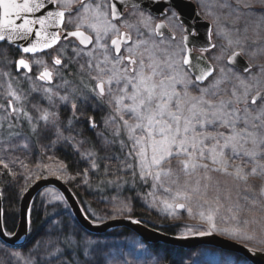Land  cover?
I'll return each mask as SVG.
<instances>
[{
	"label": "rangeland",
	"instance_id": "374dc122",
	"mask_svg": "<svg viewBox=\"0 0 264 264\" xmlns=\"http://www.w3.org/2000/svg\"><path fill=\"white\" fill-rule=\"evenodd\" d=\"M54 1L57 5H63L59 7L65 8L71 5V3L74 4L75 0ZM74 6H78L77 2ZM260 14L262 13L253 15L250 13H220L221 22L228 23L229 25L231 24V28L217 23L214 24L211 31V41L215 47L206 54L208 61L214 68V73L203 85H201V87L211 88V85L214 84L217 79H220L222 81L219 85L220 92L214 98L215 101L230 99L231 92L234 88L237 94L242 96L245 84H247L252 86L248 104L250 107H257L251 105L250 100L251 96L256 94L257 91L264 92V71H261V69L264 68V16ZM208 17H210V20L212 19L210 14ZM91 19V13H79L76 18H70L69 22L74 27H79L92 33L94 28L92 27ZM136 21L137 16L129 13L125 21L126 23L119 24L116 28L130 26ZM111 33L113 36L115 32L113 31ZM144 36V40H148L150 43L154 42L159 46V49L175 53L176 55L174 58L176 60H180L184 55V50L181 51L183 46L180 43L169 44L154 41L146 35V31ZM141 38L142 36L138 37L136 32L133 34L131 44L125 48L127 55H129L127 48L129 46L134 47ZM99 45L102 46V41ZM97 49H99V47L97 46L95 48L93 45L87 49H83L74 42L61 43L47 53L27 57L26 59L32 70V75L28 76L25 75L24 72L17 74L14 71L12 62L14 57L12 51L5 45H0V103L2 102L4 109L10 110L25 107L33 112L32 115L36 122L42 121L40 117L46 111L49 112V121H53L60 108L69 109L70 106L75 103L78 109L80 108L86 111V116L89 117L87 120L90 122L89 124L91 127H93L92 122L94 121L96 128H100L107 133L109 131L118 130L129 138L128 131L124 128V120L120 118V115L117 114L116 108L114 107L116 97L122 95L121 93L115 92V81H113L111 85L113 89L112 94L108 92L109 84L107 82L104 83L105 95L101 97L95 88L98 80L92 79L88 74L87 62L90 59L94 65L97 62L104 61L105 52L102 51V49L97 51ZM81 50H83L81 55L77 56L76 53ZM235 52L240 53L249 63L251 66L250 72L243 74L228 65V57ZM86 53H90L91 55ZM159 54L158 52V55ZM18 57L17 55V58ZM52 59H61L62 66L59 69L54 68L52 65L50 66L51 70L54 72L53 81L51 85H44L35 80L34 76L39 67L49 65V61ZM135 59L139 61L140 57L138 54L135 56ZM64 65H67V67H64ZM124 65L121 63L119 67L123 69ZM105 66L107 68H112L110 62H105ZM93 74H96L95 69L93 70ZM120 74L124 75V72L121 70ZM128 75H134L133 72H129V67ZM104 79L107 81V75L104 76ZM241 80H243L245 84H241ZM88 87H91L92 90L95 89V92H90ZM121 87H123V83ZM184 87L185 85L183 83L176 85L177 91L180 92H183ZM45 89H49L50 91L45 92ZM189 89V97L200 96L199 88L190 85ZM211 90L216 91V89ZM225 90L228 95H224ZM129 91H131V89H129ZM84 93H87L91 97V100L86 106L82 98ZM64 95L68 96L67 102L60 100V97ZM49 96L54 98L55 106H52L50 103L48 99ZM123 103L128 104L130 101L125 100ZM258 105H264V101H258ZM233 106L243 109L245 105L241 103ZM52 113H55V115H52ZM125 119H128V117L125 116ZM113 121L115 122L113 123ZM129 123L132 124L134 121L129 119ZM240 126L243 127V124L241 123ZM259 131L264 134V128H261ZM212 133H224L225 136H227L229 129L221 126L219 122H217L216 127L212 129ZM97 139L99 143H102L106 138L101 133ZM81 141V138L80 140L78 139L80 145H82ZM213 146L217 147V151L219 150V146L216 145L215 140H206L203 150L208 158L197 161L200 164H207L209 169L208 175L212 177L211 181H206L204 179V168H198L195 171L190 170V175H185L183 172L179 171V159L186 157L172 159L171 165L165 163L164 168L167 169L171 167L173 173L164 179L163 182L155 181L153 179L157 171L155 167L151 168L152 175H148V167L151 166L152 157V152L149 148L146 154L147 164L144 173L145 179H142L143 184L147 186V190L139 197L140 206L138 207V215L140 217L135 218L141 219L147 226L157 229L160 232L162 231L159 229L162 227L171 229L174 234L173 236L176 237L197 236L200 235L201 231H204L232 240L251 249L264 252V197L260 196V190L264 188V177L249 175L246 184L236 180L235 169L238 166L242 167L245 172L251 173V169L254 165L245 163L248 159L247 157H243V159L232 158L230 149L227 150V156L216 157L221 161L220 164H213L211 162V149ZM198 151L199 149L197 150V155ZM136 158L137 169L141 176V158L139 156H136ZM225 162L228 165L227 173L223 170L212 171V169L222 168ZM259 162L260 161H258V163ZM128 163L126 159H123L119 161L116 166L117 169H124L122 172L125 173L126 177H128L127 174L130 172L129 169H131L127 167ZM56 169H58V166L53 160H48L38 165L37 171L42 173V175L34 177L31 183L43 177H56L65 182L66 179L61 174L57 173L58 170ZM177 177H179L178 183L182 187L185 185V181H187L185 190L188 192H191L193 188L197 187L196 181L199 180L200 192L194 193L187 199L175 198L177 184L172 183V181L176 180ZM206 183L209 184L207 189L204 188V184ZM28 186H26V188ZM165 188L169 190L165 191ZM217 197H219L218 201ZM246 197L247 199H245ZM253 199H255L257 203L253 204ZM61 202H63L61 197L55 191L45 190L39 194L37 205L38 208L40 207L41 209L46 206L61 205ZM101 202L100 211L103 213L101 215H104L102 221L114 218H133L130 213L133 206L127 195H114L108 199H102ZM179 204H184L182 211L176 210V206ZM237 204L240 206L238 213L236 211H228L230 207L235 208ZM168 205H171V207ZM209 208L219 209L214 217L215 229H210L207 221L201 219V212H204L206 216ZM234 216L235 218H233ZM76 226L81 235H79L69 220L68 223H64L62 226L60 221L52 220L39 230L40 233L31 239L28 247L22 251L17 250L18 248H8L0 242L2 246L7 248L5 251L2 249L0 250V254L2 255L1 259H3L1 264H3L4 261L8 264H50V262H52V264H66L62 258V254L58 256L49 255V251L53 250V246L46 243L50 237L55 239L57 236H60L62 230L71 236L78 235L79 250L82 255L81 264H86V262L87 264H97V262H99V264H111L113 259H115V261H124L126 259L127 262L125 260L126 263L123 262V264H154L156 260H161L159 255L150 252L147 248L149 246H145L131 233H129V235H122L119 233L114 238L96 242V240L92 238L94 236L87 235L77 224ZM233 229H239L235 237L224 234V230L230 232ZM244 235L251 237V239L242 240L239 238ZM86 241H93L95 243L88 245ZM37 242H39V245ZM85 249H87V253ZM192 252L194 253L193 256H196L195 259H197V262L200 261L207 264H248L241 257L238 259L233 256L234 254L224 253L214 249L201 248ZM190 255L192 254H188L187 256ZM116 264L121 263L116 262Z\"/></svg>",
	"mask_w": 264,
	"mask_h": 264
},
{
	"label": "snow or ice",
	"instance_id": "6c2138e0",
	"mask_svg": "<svg viewBox=\"0 0 264 264\" xmlns=\"http://www.w3.org/2000/svg\"><path fill=\"white\" fill-rule=\"evenodd\" d=\"M167 3L174 8L172 5V0H167ZM63 6V5H58ZM222 7H228V5H221ZM44 7V3L36 2L30 5L28 0H25L24 4L16 3V0H0V10H2L3 20L0 21V41L5 40V30H10L8 38L11 39L13 34L20 35L26 39L29 34L32 33V24L39 23L41 26V31H37L35 35L40 38L42 36V31L45 28L46 21L44 19L29 21L25 19L22 24L17 25L14 20L11 19L13 15L16 19H20L21 12L32 13L38 11ZM85 10L88 6L83 5ZM106 7V5H105ZM79 12V9H77ZM264 16V13L260 14ZM65 13L63 11L59 12H49L48 17L55 19L59 18L62 22ZM107 14L105 13V17ZM120 16L116 7H113L112 20L118 19ZM171 18L173 20L178 19L176 11H172ZM97 23L93 24L92 27L96 30V42L99 45L101 40L108 37L109 33L115 32L117 38L111 40L112 47L115 49L116 56L111 57V50L106 48L104 53V61L97 62L95 65L90 59L87 62L88 74L92 79L98 80L95 88H98L99 95L103 97L105 95L104 83L109 84L108 92L113 93L111 87L113 81L116 84V93H121L116 97V103L114 107L116 108L117 114L120 118L124 120V128L127 129L129 140L132 141V148L129 150V156L135 153L136 156L141 158L140 161V171L141 179H145V166L147 164V151L150 148L152 152L151 166L148 167V175H152L151 168L155 167L157 169L153 179L157 182H163L164 179L169 177L173 173L171 167L165 169L164 164L167 163L171 165L172 159L186 157L179 159V171L183 172L185 175H190V170L195 171L198 168L205 169L204 179L206 181H211L212 177L208 175L207 164H200L198 160H204L208 157L206 156L203 147L204 142L208 139L216 141L217 147L213 146L211 149V162L213 164H220L221 161L216 157H224L228 155V149L231 150L232 158L247 157L245 163H251L254 166L251 169V173L245 172L242 167H237L235 169V178L238 181L247 183L249 175L264 177V134L259 131L264 128V105H258V101H264V93L257 91L254 96H251V105L257 106L255 108L250 107L248 104V98L251 92V85L245 84L241 80V84H245L242 96L237 94L235 88L231 92V98L228 100L220 99L215 101L214 98L219 94V85L222 83L220 79H217L211 88L201 87L203 82L212 76L214 69L207 67L204 63V57L192 56L191 48L188 49V53L183 55L180 60H176L175 53H170L167 50L159 49V46L154 42L150 43L148 40H138L136 45L129 46L127 52L129 53L127 59L129 64L133 65L132 72L134 75H128V66L124 65L123 69L119 66L122 63L124 57L121 56V44H127L131 40V36L128 34H120L119 30L114 24H112L107 18L103 21L100 20L99 16L96 18ZM162 25L157 24L156 30L157 34H160V29ZM17 29L20 32H17ZM101 32L103 35H101ZM45 36L48 34L45 32ZM68 36H76L81 38V43L87 41V37L84 36L83 32L75 31L68 32ZM60 37L52 33L49 39L41 40L38 39L36 43L32 44L31 47H25L23 51L25 53H34L40 47L51 48ZM188 37H185L187 40ZM193 46L195 43L193 42ZM213 47H215L213 45ZM202 53L208 51L207 47H201L199 49ZM77 52L76 55L80 56L81 52ZM183 51V49L181 50ZM158 52L160 53L158 55ZM91 55L90 53H86ZM139 55L140 59L137 61L135 59L136 55ZM94 58V57H93ZM147 61V63H146ZM77 62V61H72ZM105 62H110L112 68H107ZM54 63L56 65H61V59H55ZM18 66L23 68H28V65L23 59L18 61ZM67 67V65H64ZM83 67V65H82ZM95 69V75L93 70ZM147 69V70H146ZM121 70L124 75H121ZM247 71V69H246ZM264 71V68L261 69ZM110 73V75H109ZM107 75V81H105L104 76ZM52 73L45 71L41 73L40 79L51 80ZM123 83V87L121 84ZM183 83L185 85L183 92L177 91L176 85ZM195 86L200 90L199 97H189V86ZM131 89V91H129ZM211 89H216L213 91ZM49 89H45V92H49ZM93 93L95 89L92 90ZM224 95H228L227 91H224ZM83 100L85 106L91 100V97L87 94H83ZM52 106H55V100L52 96L48 97ZM61 101L67 102L68 96L64 95L60 97ZM127 100L130 101L128 104L123 102ZM111 103V102H110ZM244 103V108L240 109L234 107L233 105H239ZM73 109L77 108L74 103L72 105ZM16 111V109H13ZM186 113V114H185ZM24 115H27L25 112ZM55 115V113H52ZM125 116L128 119H125ZM45 121V127L43 132H54L57 140L63 139L67 145L73 143L67 137H62L60 129L62 125L58 121H49V112H44L40 117ZM129 119L134 121L130 124ZM32 118L29 117L31 122ZM115 121H113L114 123ZM219 124L227 129L229 133L225 136L224 133H212L214 129ZM241 123L243 127H241ZM49 124L51 126H49ZM92 126L96 127L95 122H92ZM33 131H36L35 126ZM117 137L121 139V148L127 147V142L123 141L120 137V132L117 131ZM222 141V143H221ZM115 143V141L105 140V145ZM190 146V147H189ZM198 155H197V150ZM83 157L87 158L90 154H82ZM258 161H260L258 163ZM93 167H96L93 161ZM127 167L133 169V176H135V163L127 164ZM228 165L223 163L222 168L212 169V171L223 170L227 173ZM179 177L172 183L177 184L176 196L175 198H190L194 193L200 192V181H196L197 187L193 188L191 192L185 190L187 186V181L182 187L178 183ZM87 182V181H85ZM155 186V185H154ZM209 184H204V188L207 189ZM169 189L165 188V191ZM260 196L264 197V188L260 190ZM247 199V197L245 198ZM219 197H217V201ZM255 204L257 201L252 200ZM171 207V205H168ZM178 207L183 208L184 204H179ZM218 208H209L208 214L205 216L204 212H201V219L206 220L209 224L210 229H215L216 225L214 223V217L218 212ZM240 210L239 204L235 208L230 207L229 212ZM235 218V216L233 217ZM136 223V221H133ZM239 229H233L232 231L224 230V234L235 237L236 232ZM9 234V233H5ZM210 234L208 232L201 231L200 235ZM242 240L251 239L249 236H240ZM66 243L69 248L78 247V241L74 240L71 235H65L64 240L61 241V237L57 236L55 239L51 237L46 241L47 244L53 246V250L49 251L50 256H58L64 253L65 249L61 248L60 243ZM39 245V242H37ZM88 245L95 242L86 241ZM87 253V249H85ZM52 264V262H50ZM87 264V262H86ZM99 264V262H97ZM111 264H116L115 259L111 261ZM123 264V262H121Z\"/></svg>",
	"mask_w": 264,
	"mask_h": 264
},
{
	"label": "trees",
	"instance_id": "16d2710c",
	"mask_svg": "<svg viewBox=\"0 0 264 264\" xmlns=\"http://www.w3.org/2000/svg\"><path fill=\"white\" fill-rule=\"evenodd\" d=\"M25 112L27 115H24ZM32 114L33 112L25 107L18 108L16 111L4 109L2 102L0 103V164H2L0 165V195L3 227L6 233L12 234L15 232L20 197L32 179L42 175L37 171V166L48 160L57 163L58 169L56 170L58 172H56L66 179L65 183L75 195L84 214L91 221L101 222L104 219V215H101L103 213L100 211L102 199L120 194L127 195L133 206L130 212L131 217H140L138 215L139 197L146 192L147 186L143 184L137 169L136 155L129 156L132 143L128 137L120 133L123 141L127 142V147L122 149L121 139L116 135L118 130L107 133L100 128L91 127L90 122L87 120L89 117L86 116V111L78 109V107L73 109L70 106L69 109L60 108L53 119L62 125L60 129L62 137H67L73 141L71 145H67L63 139L57 140L54 132H43L45 121H34ZM29 117L32 118L31 122ZM34 126L36 128L35 132L33 131ZM49 126L51 125L49 124ZM101 133L107 140L115 141V143L105 145L106 139L99 143L97 137ZM80 138L82 145L78 142ZM82 154H90V156L85 158ZM123 159H126L129 162L128 164L135 163V176H133L132 168L129 169L128 177L122 172L124 169L116 168L118 162ZM93 161L96 164L95 168L93 167ZM45 190L54 191L52 189ZM39 194L33 200L30 208L27 239L17 250L26 249L31 239L40 233L39 230L52 220L60 221L61 226L68 223L69 220L81 235L63 202H61V205L46 206L40 209L37 205ZM159 230L165 234L174 235L171 229L162 227ZM119 233L129 235L130 232L118 230L101 237L92 238L98 242L114 238ZM65 235H68V233L62 230L60 234L61 241L64 240ZM71 237L76 241L79 239L78 235ZM59 246L65 249L62 258L66 264H81L82 255L79 244L75 249L69 248L63 242ZM147 248L153 254L161 257V260H156L154 264H207L197 262L193 252H185L165 246H149ZM1 249L7 250L0 243ZM188 254L192 255L187 256ZM233 256L240 258L236 255ZM1 258L2 255L0 254V264L3 260ZM125 260H117L116 262L121 263ZM3 264L8 263L4 261Z\"/></svg>",
	"mask_w": 264,
	"mask_h": 264
},
{
	"label": "water",
	"instance_id": "95a60500",
	"mask_svg": "<svg viewBox=\"0 0 264 264\" xmlns=\"http://www.w3.org/2000/svg\"><path fill=\"white\" fill-rule=\"evenodd\" d=\"M140 1H144L145 4L153 3L152 1H149V0H122L121 4L123 8H134V7L140 6V4H138ZM28 2L30 5H32L38 2V0H28ZM39 2L44 3L43 8L39 9L38 11L32 12V13L21 12L19 14L20 19H16L15 15H13L11 19L14 20L17 25L22 24L25 19H28L29 21H32V20L38 21L40 19H44L46 21V24H45V28L42 31V36L38 38L35 35L37 31H41L40 24L36 23V24H32L33 31L31 34L27 36L26 39L21 38L23 35L22 33H20V35L13 34L12 38L9 39L8 34L10 30H5L4 31L5 40L0 41V44H5V45L13 47L18 52V54L22 56H35L38 54H42L54 48L60 40L65 41L70 38L74 39L76 43L83 49H87L90 47L91 45L90 37L83 31L78 30L80 32H83L84 36L88 38L87 41H85V43H81V38L79 37L68 36V32H67V33H63L60 39L55 44H53L51 48L40 47L34 53H25L23 49L25 47H31V45L36 43L38 39H40L41 43H43L44 40L49 39L52 33L57 34L59 31H62L63 21L60 22L59 18L52 19L48 17L49 12H53V13L59 12L54 7V4L49 0H39ZM16 3L24 4L25 0H16ZM164 4H168V3L165 2L163 3V5ZM119 14L121 16V13ZM151 14L156 15L157 13H151ZM179 14H180V18H179L180 22L186 27L185 30L188 33L186 35L188 39L185 40L186 36L184 37V43H183V47L185 50L184 55L188 53L189 48H191L192 56H201L193 52L194 50L200 51L199 49L201 47H207L209 49L208 51L212 50L213 43L211 42V39H210V24L203 22V26L196 28L197 35L195 37L194 36L192 37L191 29L188 28V25H187V18H188L187 13H179ZM2 20H3V14H2V10H0V21ZM160 25H162L161 29L159 30L160 34L159 35L157 34V35L161 36L162 34H166L171 37L172 35L167 31L164 25L163 24H160ZM17 32L19 33L20 30L17 29ZM45 32L48 34L47 36L44 35ZM71 32H75V31H71ZM156 33H157V30H156ZM129 42L127 44H129ZM193 42L195 43V46H193ZM127 44H123V45H127ZM110 45L112 47L111 43ZM114 53L116 54L115 49H114ZM203 57L205 58L204 59L205 65L213 69L212 65L207 60L206 56H203ZM19 60L21 59H18L15 62V70L17 72L20 70H23L25 73L29 74L30 73L29 64L24 60L25 63L28 65V68L20 67L18 66ZM126 61L129 62L128 59H126ZM227 63L232 68H234L235 70L243 74L248 73L251 69V66L249 65V63L238 52L231 54L227 59ZM130 66L132 67L131 64ZM45 71H48V70H44L41 73ZM41 73L39 75V78L41 76ZM210 77H208V79ZM208 79H206L203 82V84ZM40 80L44 84L52 83V80L50 81L47 79H40ZM96 90L99 93L100 90L98 88H96ZM250 104H251V100H250ZM45 189H52L60 195L63 202L67 206L73 220L76 222L78 227L89 236L101 237L105 234H108L114 231L126 230V231H129L134 236H136L146 246H165L168 248L177 249V250H181L185 252H192V251H195L201 248L214 249V250L221 251L224 253H231L236 256H239L243 258L248 264H264V252L251 249L247 246H244L232 240L217 236L213 233H210L207 235H197V236H192V237H176V236L162 233L158 231L157 229L150 228L142 220L136 219V218H114V219L97 222V223L93 222L86 217L78 200L76 199L73 192L69 189L67 184L64 181L56 177L40 178L32 182L25 189L24 193L22 194L20 198L19 205H18L17 228L15 232L12 234H5L6 232L3 227L2 201H1V196H0V242L4 246L8 248H12V249H17L25 243L27 236H28L29 216H30V208H31L32 202L35 199V197L38 196V194ZM176 210L182 211L183 208H180L177 205ZM133 221H136V223H133Z\"/></svg>",
	"mask_w": 264,
	"mask_h": 264
},
{
	"label": "flooded vegetation",
	"instance_id": "af4514ba",
	"mask_svg": "<svg viewBox=\"0 0 264 264\" xmlns=\"http://www.w3.org/2000/svg\"><path fill=\"white\" fill-rule=\"evenodd\" d=\"M54 4V7L58 11H63L65 13L63 24H62V31H59L57 35L59 37L62 36L63 33L71 32V31H83L86 33L90 39H91V45L95 48L98 46L99 49L97 51H106L107 49L111 50V57H115L116 54L114 53V49L111 47L110 43L111 40L114 38H117L116 33L112 36V33H109L108 37L101 40L102 46L98 45L96 42V30H94L92 33L87 32L86 30H83L79 27H74L70 22V18H76V16L79 13H91L92 15V21L91 24L97 23V17L99 16L100 20L103 21L105 18H107L112 24L115 26L119 24L126 23V18L129 13H132L133 15L137 16V21L131 24L130 26L118 27L120 34H128L131 36V40L129 44L123 45L121 44V56L124 57L122 60L123 65H128L129 72L132 73V67L130 66L129 62L126 61L128 55L126 54V46L130 45L133 39V34L136 32L138 34V37L142 36L141 40H144V35L146 31V35L150 37V39L157 41V42H164L169 44H178L180 43L183 46L184 43V37L188 34L186 32V27L180 22V14L179 13H187V25L188 28L191 29V36L195 37L197 35L196 28L203 26V22L210 24V31H212L214 24H221L225 25L228 28H231V24L221 22L222 19H220V13H250L251 15L256 13H264V0H172V5L175 7L172 8L169 4H164L167 2V0H149L153 3H147L145 4L144 1H140L138 4L140 6L134 7V8H123L122 7V0H75L74 4L77 2V7L74 6L73 3L69 5L68 7L61 8L59 7L54 0H49ZM73 4V5H72ZM228 5V7H222L221 5ZM83 5H87L88 8L85 10ZM106 5V7H105ZM116 7L117 11L121 13V16L117 20H112V11L113 7ZM77 9H79V12H77ZM172 11H176L178 19L173 20L171 18ZM105 13L107 16L105 17ZM151 13H157L156 15H152ZM212 17L210 20L208 15ZM238 23V22H237ZM157 24H163L164 27L167 29V31L172 35L171 37L162 34L161 36H158L156 33V25ZM235 24V23H234ZM232 24V25H234ZM101 35L103 33L101 32ZM144 36V37H143ZM146 36V37H147ZM65 42H74L76 41L72 38L67 39L65 41H59L58 44L55 46L57 47L61 43ZM77 44V43H76ZM5 45V44H0ZM78 45V44H77ZM106 45V48H105ZM8 49L12 51L13 54V68L14 71L19 74L21 72H24L23 70L16 71L15 70V62L18 59L25 60L28 64L27 57H33V56H22L19 55L18 52L11 46L5 45ZM54 47V48H55ZM52 48V49H54ZM52 49L44 52L47 53L51 51ZM184 50V47H183ZM195 54L199 55H205L208 53L200 52V51H193ZM42 53V54H44ZM17 55L19 56L17 58ZM41 55V54H38ZM37 56V55H35ZM55 59H52L49 61V65L47 66H41L38 68L37 73L34 76V79L37 80L40 83H43L39 75L42 71L48 70L52 73V78L54 76V72L51 70L50 66L52 65L54 68L59 69L62 65H56L54 63ZM30 67V64H29ZM25 73V72H24ZM25 75H32V70L30 67V73ZM51 78V80H52ZM53 81V80H52ZM98 83V82H97ZM44 84V83H43ZM52 84V83H51ZM51 84H44V85H51ZM89 91L92 92L91 87H88Z\"/></svg>",
	"mask_w": 264,
	"mask_h": 264
}]
</instances>
